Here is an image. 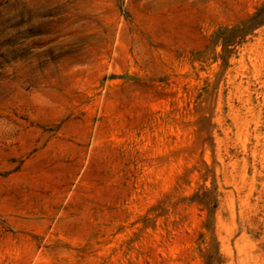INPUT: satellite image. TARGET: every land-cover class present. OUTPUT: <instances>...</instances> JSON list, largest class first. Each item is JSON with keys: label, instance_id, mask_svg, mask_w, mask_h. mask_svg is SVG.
<instances>
[{"label": "rangeland", "instance_id": "374dc122", "mask_svg": "<svg viewBox=\"0 0 264 264\" xmlns=\"http://www.w3.org/2000/svg\"><path fill=\"white\" fill-rule=\"evenodd\" d=\"M0 264H264V0H0Z\"/></svg>", "mask_w": 264, "mask_h": 264}]
</instances>
